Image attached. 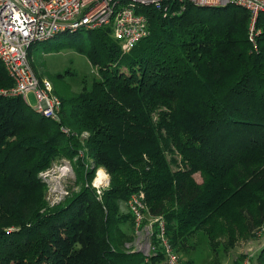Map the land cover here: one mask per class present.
Masks as SVG:
<instances>
[{
	"label": "trees",
	"instance_id": "trees-1",
	"mask_svg": "<svg viewBox=\"0 0 264 264\" xmlns=\"http://www.w3.org/2000/svg\"><path fill=\"white\" fill-rule=\"evenodd\" d=\"M183 6L140 9L150 34L129 52L111 27L34 43L30 59L68 44L97 68L79 92L57 76L59 122L6 93L14 81L0 61V264H167L156 238L149 258L125 249L137 222L120 204L133 196L182 261L202 236L217 250L226 218L249 233L264 225V14L255 47L245 9ZM58 158L76 159L82 188L51 206L39 174ZM88 159L111 177L100 197Z\"/></svg>",
	"mask_w": 264,
	"mask_h": 264
},
{
	"label": "built area",
	"instance_id": "built-area-1",
	"mask_svg": "<svg viewBox=\"0 0 264 264\" xmlns=\"http://www.w3.org/2000/svg\"><path fill=\"white\" fill-rule=\"evenodd\" d=\"M185 0H0V61L4 64L14 87L6 93L21 97L29 103V95L36 99L35 110L47 119L61 120L62 100L55 94L52 83L40 79L29 57V49L36 42H45L63 34L94 31L111 27L113 37L125 52L150 34L148 19L143 7H153L167 17L175 13V4ZM195 5L216 7L236 5L251 16L249 38L257 46L260 30L259 16L264 14V0H188ZM65 132L70 129L63 128ZM136 216L137 228L143 220L140 197L130 200ZM158 224L157 232L151 234L164 252L167 264H183L170 243L161 218H151ZM157 246L151 242L147 256L154 255ZM240 264H255L253 257Z\"/></svg>",
	"mask_w": 264,
	"mask_h": 264
},
{
	"label": "rangeland",
	"instance_id": "rangeland-1",
	"mask_svg": "<svg viewBox=\"0 0 264 264\" xmlns=\"http://www.w3.org/2000/svg\"><path fill=\"white\" fill-rule=\"evenodd\" d=\"M85 34H87V32H81L79 35L75 36V40L83 39ZM65 37L70 36H58V38ZM56 41L57 40L54 41L53 39L49 40V42L52 43ZM60 45L58 49L39 51L35 53L30 60L34 64L38 75L41 76L42 79L49 80L53 88L57 91H61L62 88V83L57 78V76H61L64 81L70 85L72 91L79 92L83 89L84 83H89L92 76L96 75L95 70L97 68L91 64L89 58L84 55V52H80L77 46H68V44ZM29 103L33 108L35 107L36 99L33 94L29 95ZM88 136L89 134L86 132L81 135L82 138H87ZM88 161L91 163V168L94 171V165L91 159H88ZM100 169H103L104 172L107 173V177L105 178L103 176V181L101 183L97 182V178L100 176ZM75 170L76 159L70 161L65 158H58L54 161L51 168L39 174V178L45 184V194L51 206L62 204L67 198L71 197L73 193H79L81 191L82 180L78 181ZM195 178L198 182H202L200 174H196ZM110 182L111 177L103 167L96 169L91 176V187L99 197L109 188ZM131 207L130 201L121 202L120 211L123 215H129ZM229 215L230 214H228V216ZM240 219L243 221L244 215H241ZM220 224H222L228 232L226 234H219L215 237L214 244L220 245L219 248L213 250L207 237H199L197 240V251H190L187 244L185 245L187 251L190 252L189 255L186 253L183 261L185 263L188 262V264H239L246 258L253 257L255 264H260L256 260V256L264 245V225H260L255 231L249 233L247 230H243L244 226L242 222L239 223L226 218V220L220 221L219 226ZM123 226L125 232L132 235V233L129 232L130 225L125 224ZM153 231L155 233L157 232L154 221L151 218L145 217V223H141L139 228L135 226V231L133 232L134 238L130 242L125 243V249L139 251L149 258L147 253L150 249L152 240L155 238L151 235ZM148 263L149 262L146 261V263L143 262L142 264Z\"/></svg>",
	"mask_w": 264,
	"mask_h": 264
},
{
	"label": "clouds",
	"instance_id": "clouds-1",
	"mask_svg": "<svg viewBox=\"0 0 264 264\" xmlns=\"http://www.w3.org/2000/svg\"><path fill=\"white\" fill-rule=\"evenodd\" d=\"M100 174L105 178L107 177V173H105L103 169H100Z\"/></svg>",
	"mask_w": 264,
	"mask_h": 264
},
{
	"label": "bare ground",
	"instance_id": "bare-ground-1",
	"mask_svg": "<svg viewBox=\"0 0 264 264\" xmlns=\"http://www.w3.org/2000/svg\"><path fill=\"white\" fill-rule=\"evenodd\" d=\"M103 181V176L100 174V176L97 178V182H102Z\"/></svg>",
	"mask_w": 264,
	"mask_h": 264
}]
</instances>
